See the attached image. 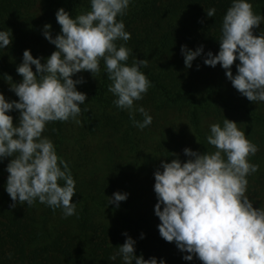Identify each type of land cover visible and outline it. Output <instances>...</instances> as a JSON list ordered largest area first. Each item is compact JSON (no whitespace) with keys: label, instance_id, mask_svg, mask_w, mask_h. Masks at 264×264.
<instances>
[{"label":"trees","instance_id":"obj_1","mask_svg":"<svg viewBox=\"0 0 264 264\" xmlns=\"http://www.w3.org/2000/svg\"><path fill=\"white\" fill-rule=\"evenodd\" d=\"M249 2L254 12L264 15V0ZM230 5L231 0H133L122 17L130 39L117 43L132 49L128 64L135 56L149 61L142 71L152 86L136 103L149 111L152 124L139 130L126 111L116 108L115 97L108 92L111 82L103 61L101 72L94 78L88 72L73 77L82 76L86 81L78 85V91L88 97L77 117L80 123L51 122L43 135L52 140L58 156L69 165L76 182V214L65 217L61 209L53 210L38 201L32 206L25 202L10 207L13 202L4 190L6 159L0 163V264H122L120 257L115 261L109 257L116 252L114 247L123 245L125 232L136 240L137 256L163 258L166 264H202L196 259L183 260L186 253L161 238L157 228L160 221L154 214L157 198L153 174L162 160L176 158L171 153L185 161L186 147L201 153L213 151L205 139L208 125L222 124L224 116L236 122L246 138L258 146L249 161L258 164L259 170L247 177L246 195L254 207L264 206V102L254 104L241 96L219 65L205 66L198 57L190 69L186 68L181 54L182 45L191 50L203 45L205 53L216 54L222 18ZM213 7L215 16L208 18L205 10ZM60 8L75 16L89 11L90 4L89 0H0V30H11L13 35L12 44L0 49V93L7 100H18L10 86L22 79L16 66L22 62L24 50H30L34 58H47L56 51L42 32L43 26L50 24L53 38L60 33L55 17ZM260 28L264 29V22ZM236 63L239 61L232 67L234 75ZM170 109L186 114L197 138L174 143L183 133L171 127L161 133L164 141L160 139L155 148L142 155V140H133L132 134L150 129L156 135L160 115ZM9 115L15 123L19 114ZM136 119L143 117L137 113ZM128 153L133 160H127ZM115 192L129 194L119 207L108 204Z\"/></svg>","mask_w":264,"mask_h":264},{"label":"clouds","instance_id":"obj_2","mask_svg":"<svg viewBox=\"0 0 264 264\" xmlns=\"http://www.w3.org/2000/svg\"><path fill=\"white\" fill-rule=\"evenodd\" d=\"M132 2L89 0L90 10L75 16L60 8L55 13L60 33L53 38L50 24H45L42 32L56 51L47 58H34L30 50H24L22 62L16 66L22 79L10 86L18 100L9 101L0 93V163L8 159L4 190L13 202L10 207L25 202L32 206L38 201L53 210L61 209L65 217L76 214V182L68 163L58 156L54 143L43 133L51 122L80 123L77 117L88 97L78 91V85L86 81L82 76L73 79L77 74L88 72L94 78L101 72L103 61V70L111 82L108 92L115 97L116 108L126 111L139 130L152 124L149 111L136 103L152 86L142 71L149 61L135 56L128 64L132 49L117 43L130 39L122 17ZM205 13L212 18L216 9L208 8ZM262 22L264 15L254 12L249 0H231L222 18L219 51L205 53L203 45L195 50L182 45L185 67L190 69L198 57L205 66L219 65L241 96L254 104L264 102ZM256 29L258 35L254 34ZM12 41L11 30H0V49L5 50ZM236 61L239 63L235 64L234 75ZM4 78L12 80L11 76ZM11 112L19 114L15 123ZM137 113L142 120L136 119ZM205 139L213 151L201 153L186 147L185 161L171 153L176 158L171 162L162 160L153 174L159 234L186 253L182 257L185 261L264 264V206L254 207L246 195L247 177L259 170L258 164L249 161L258 146L225 116L222 124L208 125ZM128 195L115 192L108 204L119 207ZM122 235L126 239L123 245L114 247L116 252L110 260L120 257L122 264H166L163 258L137 256L136 240L127 232Z\"/></svg>","mask_w":264,"mask_h":264},{"label":"rangeland","instance_id":"obj_3","mask_svg":"<svg viewBox=\"0 0 264 264\" xmlns=\"http://www.w3.org/2000/svg\"><path fill=\"white\" fill-rule=\"evenodd\" d=\"M175 128L176 132H182V137H177L174 143H179L180 141L189 142L192 138H197V136L194 133V130L192 129V126L190 125L186 114L184 112H178L176 109H170L167 113L160 115V122L157 125L156 129V135H154L153 131L150 129H147L143 131L140 134H132L133 140L141 139L140 142V148L142 152H140L142 155L148 154L153 148L156 147V143L159 142L161 139L164 141V139L161 137V133L164 134L168 131L170 128ZM172 142V141H171ZM169 143V146L172 147L174 143ZM120 145V144H118ZM123 149H127L125 145L122 146ZM127 160H133L132 154L128 153L126 155Z\"/></svg>","mask_w":264,"mask_h":264}]
</instances>
